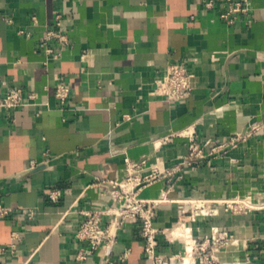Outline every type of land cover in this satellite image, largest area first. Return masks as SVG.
<instances>
[{
    "label": "crops",
    "instance_id": "obj_1",
    "mask_svg": "<svg viewBox=\"0 0 264 264\" xmlns=\"http://www.w3.org/2000/svg\"><path fill=\"white\" fill-rule=\"evenodd\" d=\"M206 1L0 0V97L10 88L32 95L20 108H0V202L19 209L0 219V243L17 245L0 264H105L103 248L76 260L85 244L75 235L81 211L112 203L96 178H120L127 158L180 164L188 153L183 132L212 144L205 158L182 167L171 189L162 179L140 191L164 199L155 223L159 253L184 251L185 224L194 237L214 228L234 234L219 253L223 264H264V0H246L232 23L220 16L226 5ZM57 15L63 45L44 39ZM46 46H59L61 57ZM173 62L187 65L194 84L176 103L154 93ZM62 83L70 88L64 103L56 96ZM170 135V143L155 146ZM48 188L62 191L59 201L46 196ZM247 196V212L227 209V201ZM199 200L214 213L194 221ZM112 258L154 264L139 220L122 227Z\"/></svg>",
    "mask_w": 264,
    "mask_h": 264
},
{
    "label": "built area",
    "instance_id": "obj_2",
    "mask_svg": "<svg viewBox=\"0 0 264 264\" xmlns=\"http://www.w3.org/2000/svg\"><path fill=\"white\" fill-rule=\"evenodd\" d=\"M226 5L225 10L220 13L222 19L228 22H234L240 13L246 11V0H207L206 5L209 8L217 4ZM57 38L60 45L68 42L66 34L63 31V20L57 15L56 22L47 31L45 40ZM59 45V46H60ZM57 46H46L45 51L53 59L61 57L62 49ZM154 93L156 96L172 103L179 102L189 97L194 88L193 74L183 62L170 63L165 73L156 79ZM70 93V88L65 84H60L56 90V96L64 103ZM27 95L22 88H10L6 94L0 97V108H6L9 111L27 105ZM179 136L188 137V153L185 159L177 165L162 168L156 163H148V157L143 156L137 160L126 159L123 175L116 179L96 178L98 185H104L112 203L107 206H98L84 209L81 211L84 219L80 223L75 235L77 239L85 244L77 249L76 260L80 262L87 261L98 250L104 249V263L115 264L113 259L114 247L119 242V232L122 227L130 220L140 221L141 235L144 239V251L151 258L154 264H174L176 261L181 264H223L219 253L232 246L235 236L227 231H220L214 228L212 233L204 237H194L190 228L183 224L181 235L188 240L187 245L182 253L189 256V262L185 263V257L181 261V253L165 257L159 253L158 234L160 230L155 226L159 204L164 199H145L140 196L143 187L162 179L170 182L171 189L182 167H191L199 160L205 158L208 153L206 148L212 144L209 139L200 142L194 133H178ZM250 135V132L237 134V138ZM235 139V138H234ZM172 141V135L156 139L155 146L161 147ZM215 147L212 148L215 151ZM47 156V155H46ZM179 174V175H178ZM175 179L173 182L172 180ZM46 196L52 201H59L62 191L60 189L48 188ZM206 201H195L191 213L192 220L202 219L207 215H212L214 211L206 210ZM228 210L247 212L252 207L250 197H239L226 202ZM264 208V205L262 206ZM19 211L14 207L0 202V219L12 216ZM29 219H33L36 211L33 207L25 210ZM104 216H107L105 225H102ZM14 238H19L17 232L13 233ZM191 246V249H189ZM17 245L15 242L0 243V260L7 253L15 254ZM130 249H127L119 261L124 263L129 256ZM117 259V260H118Z\"/></svg>",
    "mask_w": 264,
    "mask_h": 264
},
{
    "label": "rangeland",
    "instance_id": "obj_3",
    "mask_svg": "<svg viewBox=\"0 0 264 264\" xmlns=\"http://www.w3.org/2000/svg\"><path fill=\"white\" fill-rule=\"evenodd\" d=\"M181 232V231H180ZM187 255L186 254H184V253H181V261H182V258H184V257H186ZM188 256H190V255H188ZM174 264H181L180 262H178V261H176Z\"/></svg>",
    "mask_w": 264,
    "mask_h": 264
},
{
    "label": "bare ground",
    "instance_id": "obj_4",
    "mask_svg": "<svg viewBox=\"0 0 264 264\" xmlns=\"http://www.w3.org/2000/svg\"><path fill=\"white\" fill-rule=\"evenodd\" d=\"M189 249H191V246H189ZM189 262V256L187 255L186 257H185V263H188Z\"/></svg>",
    "mask_w": 264,
    "mask_h": 264
}]
</instances>
